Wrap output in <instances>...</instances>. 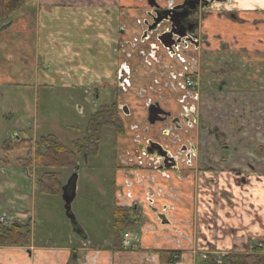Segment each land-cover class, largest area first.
Listing matches in <instances>:
<instances>
[{
	"label": "crops",
	"instance_id": "crops-1",
	"mask_svg": "<svg viewBox=\"0 0 264 264\" xmlns=\"http://www.w3.org/2000/svg\"><path fill=\"white\" fill-rule=\"evenodd\" d=\"M2 4L3 0H0V11ZM141 4L143 5V2L140 0H26L24 7L12 15L11 25L0 31V99L5 96L12 97L16 95L15 92L37 97L45 87L68 89L72 93V90L76 89L77 93L74 94L78 95L81 88L101 87L103 81L109 82L118 60L111 52L112 43L117 40V29L112 28L110 22L119 13L123 14L126 20L127 15L135 18ZM202 25V30L212 43V50L216 49L220 42H226L228 49L233 50L235 58L243 60L241 74H235L234 84L230 82L228 91L219 92L217 95L220 103L216 101L218 104L211 103L205 106V109L206 112L212 109L220 112L222 117H230L227 128L228 145L223 149L230 151L228 164L232 167H243L241 177L244 178L232 172L218 171L217 165L221 167V162L216 167L205 163V160L211 159L218 163L221 159L219 153L208 152L202 157L195 155L191 158L192 164L197 158L200 166L207 165L200 170L202 176L195 179L196 188H190L189 185L191 181L195 182L192 179L194 175H190L191 178L188 177V171L184 172L185 168H191L193 165L181 159L179 165L183 164L180 168L183 170L176 172L173 167L167 166L164 171L171 175L170 180L159 177L155 188L126 185L121 197L130 205L136 200L144 204V222L149 221L157 226L159 217L168 216L170 220L166 223L174 224L175 230L183 240V246L176 248L177 246L172 244V237L158 236L155 227L142 234L141 242L133 251L127 253L133 257H145L150 254L155 259L152 264H202L209 255L221 258L229 253H247L251 246L264 241V0L216 2L208 10ZM244 28L247 33L241 36L236 30ZM86 34L89 36H85ZM91 34L96 38L92 44V40L84 39H93ZM99 42L103 43V47L98 45ZM98 61L103 65L101 71L96 72L94 76L77 67L86 62ZM227 77L229 81L234 79L231 75ZM223 101H227V104H222ZM21 104L27 105V99L21 100ZM33 104L37 107L35 99ZM174 105L173 102L172 107ZM4 110L3 104V110L0 112ZM235 113L242 114L237 116ZM217 117L219 116L216 114L215 118ZM4 123L2 120L1 126ZM158 127L155 125L150 132L153 133ZM5 128H8L6 123L2 127L0 144L6 139ZM135 131L125 130L127 137L121 138L124 147H134L131 138ZM203 133H200V138L197 134L194 140L201 142L202 151H207ZM122 173L119 171V182L125 180L127 183L129 180ZM220 174L226 175L233 183L228 186L222 183L219 180ZM29 184L30 181L26 186ZM24 185L25 182L19 176L0 170L1 199L10 203L15 196L16 201L13 202L19 206H30L27 194L17 190L18 186L23 188ZM224 185L225 188H222ZM158 186L162 188H157ZM169 186H175L178 200L161 195L155 196L154 199L148 198L150 191H167ZM148 201L153 206L148 205ZM42 202L47 203L45 198ZM4 206L5 203L0 202V208L4 209ZM46 209L47 205H42L40 210ZM29 215L31 212L22 210L17 214L22 218H28ZM40 220V233L44 235V239L47 234L55 237L57 229L50 223L46 224L44 213ZM32 223L36 232L38 225ZM187 226H190V232L187 231ZM74 235H78L79 239ZM83 235L84 237L72 233L70 243L66 247L61 245L57 248L45 247L46 242L42 239L43 247H40L38 258L32 261L27 259V263L67 264L72 251L75 256L83 254L81 261L79 260L80 264L85 261L86 264H113L108 260L100 262V258L107 251H113L116 257L123 253L114 247L104 251L103 246L94 247L97 244L87 238L84 230ZM86 240L90 241V245H85ZM163 244H166L167 250L161 251ZM168 252L179 259L175 263L168 262ZM163 254L167 255L163 257Z\"/></svg>",
	"mask_w": 264,
	"mask_h": 264
},
{
	"label": "flooded vegetation",
	"instance_id": "flooded-vegetation-1",
	"mask_svg": "<svg viewBox=\"0 0 264 264\" xmlns=\"http://www.w3.org/2000/svg\"><path fill=\"white\" fill-rule=\"evenodd\" d=\"M140 1L143 5L141 4L137 16L130 18L127 15L130 22L120 13L110 22L111 27L117 29V40L112 43L111 52L119 62L117 60V66L109 82L103 81L101 87L81 88L78 95L68 89L63 91L60 88L45 87L37 97L33 96L32 101L27 96L29 98L27 105L23 104L24 108L25 106L31 108L28 103L33 105L32 111L25 109L28 113H38L43 106L49 110L58 109L78 115L84 121L83 123L78 121L80 137L72 140L70 144L60 140L54 133L34 137L25 117H21V113L20 117L17 116L20 106L14 103L8 105L10 111H3L0 115L3 120L8 119L11 122L9 130L6 131V139L2 143L4 156H0V170L19 176L25 185L23 188L18 186L17 190L27 194L28 203L30 200V206L28 204L27 207H21L13 202L16 201L15 196L10 203L0 197V202L5 203L4 209L0 208V226L6 230L3 236L0 235V239L19 241L23 240L24 235H28L29 238L28 243H0V264H29L27 259L32 261L38 258L40 247H43L44 235L40 233L41 220L37 218L36 212L38 214L41 206L46 205L42 201L45 198L47 202L49 196L61 201L68 228H74L84 237L72 210L80 178V162L85 159L83 168L87 170L89 160L100 152L102 140L107 135L109 137V134L115 139L111 150L117 159L115 179L110 190L113 204L115 208L128 207L129 218L137 222V226L141 223L148 224L149 221L144 222L146 219L144 204L139 200L132 202L131 205L124 201L121 197L123 188L126 185L155 188L159 177L169 181L171 175L164 171L165 168L179 165L180 159L187 162L185 156L192 151L190 145L183 142L184 137L181 140L176 131L183 129L187 132L194 123L198 128L205 130L207 127L202 118L206 112L205 106L216 102L219 92L228 91L230 82L234 84L235 74H241L243 60L235 58L233 50L228 49L226 42H220L218 47L212 50V43L202 30V23L208 10L214 3H224L225 0ZM155 3L160 7L152 5ZM174 6L178 7L174 9ZM163 17L169 21L164 20L161 23L159 19ZM226 51L228 52L222 54ZM230 75L234 79L229 81L227 76ZM220 76L222 78H219ZM18 95L21 104V100L25 99ZM34 99L37 101V107L33 104ZM51 101L59 104H51ZM173 102L176 107L175 105L172 107ZM140 112L142 113L139 114ZM193 114L197 115L195 120H191ZM155 125L159 127L151 133ZM173 126L178 129H174ZM127 129L136 130L131 138L133 148L122 145L121 138L127 137L125 133ZM215 131L212 128L209 132L214 135ZM47 135H52L57 145L62 144L68 150L67 155L60 158L59 162L53 160V163H56L50 169L53 188H45L43 177L47 170L38 165L34 157L36 151L32 153L29 151L30 144L33 147L40 145V139ZM21 150L24 151L23 155L16 154ZM177 151L182 154L175 158ZM7 154L9 156L13 154L15 163L7 159ZM119 171L127 176L128 184L125 180L119 182ZM28 181L30 187L26 186ZM67 188V195L73 194V199L69 203L65 194ZM160 194L161 190L150 191L148 198L154 199ZM148 205L153 206L149 201ZM20 210L31 212V215L28 218L17 216ZM158 219L163 223L170 220L163 215ZM32 222L38 225L36 232ZM71 229L66 233V242L70 241ZM110 230L114 235L101 243V246L106 244L114 247L118 232L114 226L110 227ZM44 240L45 247L60 246L49 234ZM105 248L107 247H104L103 251ZM121 249L125 250L122 246ZM113 254V251L107 252L103 255L104 260L110 259L109 256ZM71 255L72 251L70 257ZM82 257L83 254H78L70 264H80L79 260L81 261ZM148 257L152 262L155 261L150 254L145 255V259Z\"/></svg>",
	"mask_w": 264,
	"mask_h": 264
},
{
	"label": "rangeland",
	"instance_id": "rangeland-1",
	"mask_svg": "<svg viewBox=\"0 0 264 264\" xmlns=\"http://www.w3.org/2000/svg\"><path fill=\"white\" fill-rule=\"evenodd\" d=\"M238 33L242 36L243 33H247V30L244 28L242 30L238 29L236 30ZM85 36H89L86 34ZM93 39L91 38H84L86 41L92 40V42L96 39L94 37V34L90 35ZM84 37V36H83ZM82 37V38H83ZM88 43V42H87ZM99 42L98 45L103 47V43ZM79 46H75V48H78ZM81 50L83 48H80ZM81 59H83V56H81ZM79 58L76 60L78 62ZM85 61V60H84ZM101 63L98 61L97 63L93 62H86L85 64H80L77 67L83 69L84 71L91 73L92 76L95 75L96 72L101 71ZM205 72V70H204ZM12 91H18L17 89H11ZM65 89H63L64 91ZM22 91V90H19ZM74 93H77L76 89L72 90ZM34 94V92L32 91ZM16 94V92H15ZM18 94H20L18 92ZM16 94L17 96H12L8 97L5 96L2 99H0V110H3V104L5 106L4 112L10 111V108L8 105L11 103H14L16 105L20 106V111H18L17 116L21 113V117H25L26 123H28L31 127L32 134L35 136H42L46 133H54L56 136L59 137L60 140L65 142L66 144H70L72 140H76L78 137H80L81 133L78 131V128L80 127L79 122H84L78 115L76 114H70L69 112H63L58 109H52L49 110L46 107H41L38 113H28L26 110L33 108V105L28 103L31 108H28L25 106L23 107L22 104H20L19 99L20 96ZM220 94V93H219ZM23 99H29L30 101L33 100V96L31 94L27 93V96L21 95ZM221 96V95H219ZM221 98V97H220ZM67 99L70 100V98L67 96ZM210 100H212L210 98ZM220 103V99L217 100ZM228 101V100H227ZM227 101L221 102L222 104L226 105ZM230 101V100H229ZM58 103L56 101H51V104ZM59 104V103H58ZM214 104H218L217 102H214ZM223 105V106H224ZM243 105V102L241 103V106ZM232 106L230 102V107ZM26 109V110H25ZM46 110V111H44ZM219 110V109H218ZM74 111V108L73 110ZM218 111H213L210 109L207 112H204L202 115V118L205 121V126L207 127L205 130L198 128L197 124H193L191 128L185 132V130H180L176 131L181 137H184L183 142H186V144H193L195 146V153L192 151V154L196 155V150H197V157H202L204 156V153L206 155L209 153H218L220 151V156L221 159L218 160V163L214 161V159L211 161L205 160V163L216 167L217 164H222L217 165L218 171L222 172H232L234 175L241 177V173L243 170V167L241 166L240 168L238 167H232L230 164H228V156L230 154V151L223 149L224 147H227L228 145V137H227V128L229 124L230 117L227 115L226 117H222L221 113H217ZM232 114V111H230ZM27 113V114H26ZM2 114V112H0ZM200 114V113H199ZM218 115L219 117L215 118V115ZM237 116H240L242 113H235ZM196 114L191 115V120L196 119ZM201 116V115H200ZM20 117V116H19ZM242 118V116L240 117ZM49 119V120H48ZM3 118L0 116V143H1V132H2V127L5 123H8V128H5L4 130L8 131L10 127V120L6 119L5 123L1 126ZM48 120V121H46ZM84 125V124H82ZM190 127V126H189ZM209 128V130H208ZM215 129V134H211L209 131L210 129ZM197 129V130H196ZM195 130L197 133L194 135ZM204 132V146H206L207 151H202L201 150V142L195 141L194 139L196 138L197 134L198 137L200 138V133ZM175 133V134H176ZM6 135V134H5ZM174 137V136H173ZM194 140L191 143V140ZM198 140V138H197ZM115 142V139H113L112 134H109L103 138L102 143H101V150L100 152H97L94 154V156L89 160V168L85 170L83 168V163H85V159H83L80 162L81 165V170H80V178H79V183H78V188H76V198L74 199L73 205H72V210L73 213L75 214V219L79 223L80 227L84 230L86 236L90 241H92L94 244V247L101 246V243H104L108 238H111L112 235H114L113 231L110 230V227H113V222H114V210L115 206L113 204L111 195H110V190L111 188V183H113L115 179V170H116V164H117V159L115 157L114 152L111 150L113 144ZM223 149V150H222ZM24 151L21 150L20 152H16V154L23 155ZM213 154V156H215ZM193 155V156H194ZM0 156L3 157L4 153L2 151V144H0ZM212 156V158H213ZM215 158V157H214ZM7 159L14 162L13 154L9 156L7 154ZM206 159V158H205ZM193 166H190L191 168L187 167L185 168L184 172H187L189 174L188 177H191L190 175H194V178L196 179L200 176H202L200 170L203 166H200V161H192ZM183 166L179 165L181 168ZM206 164L204 165L203 168H206ZM209 167V166H208ZM202 168V169H203ZM242 168V169H241ZM225 169V170H224ZM227 169V170H226ZM183 170V169H180ZM193 172V173H191ZM227 174V173H225ZM178 175H180L178 173ZM221 177L219 180L222 181V183H225V185H231V180H228L226 175L220 174ZM187 177V175H186ZM189 180V179H188ZM189 182V181H188ZM240 182H236L237 184ZM216 183V182H215ZM190 188H196V180L195 182H190L189 183ZM225 185L222 188H225ZM175 186L173 188H169L167 191L166 189L161 190V197L166 196V198H170L171 200L175 199L178 200L177 192L175 191ZM86 189V191H85ZM90 191V194L88 192ZM162 201V199H160ZM147 203V202H146ZM46 205L48 206V209L46 211L39 210L37 214V218L40 219L43 213L46 215V218L48 221L46 222L47 225L49 223L57 229V232L55 233L56 236L54 239L58 241V245H66L69 244L70 242L67 240L66 242V233L68 231V226L66 225V215L65 212L63 211V205L58 198H55L54 196H49ZM119 205V204H118ZM168 217V216H166ZM141 223L139 226L135 225H130L124 230L122 229V233L125 231H133V232H138L141 236L142 239V234L150 232V230H153L154 227L157 228L158 236L160 235H165V236H170L172 237V244L178 246H183L182 243V237L180 233L178 234V231L175 230L174 224L170 223H163L161 220H159V223L157 226H154L153 224H144ZM187 231L190 232V226H187ZM180 231V230H179ZM70 233H77L81 235L78 231L71 229ZM157 234V233H156ZM75 238L79 239L78 235H74ZM90 241L86 240L85 245H90ZM141 242V241H140ZM166 244L161 245L160 249L161 251L167 250L165 248ZM104 247H107V249L110 248V246H107L105 244ZM106 249V248H105ZM106 249V250H107ZM118 251L121 250L123 253H119L118 256H115V253L113 256H109L111 259V263L113 264H152V259L148 257V259H145V257L141 255H137L135 257H132V255L128 254L127 252L133 251L134 249L128 248L125 251L119 247L117 249ZM108 252V251H107ZM106 252V253H107ZM109 253V252H108ZM111 254V253H110ZM108 259V260H110ZM104 258H100V262H103ZM88 262V260H87ZM82 264V263H81ZM86 264V261L84 262Z\"/></svg>",
	"mask_w": 264,
	"mask_h": 264
},
{
	"label": "trees",
	"instance_id": "trees-1",
	"mask_svg": "<svg viewBox=\"0 0 264 264\" xmlns=\"http://www.w3.org/2000/svg\"><path fill=\"white\" fill-rule=\"evenodd\" d=\"M25 5V0H3L2 9L0 11V31L7 29L11 25V16L21 9ZM41 144L33 147L32 144L29 145L30 153L32 151H36L34 153V157L37 159V163L39 166L43 167V170H47V173L43 177V182L45 184V188H53L51 183L52 174H50V169L56 163L59 162L60 158L65 157L67 155L68 150L62 144L57 145L55 140L53 139L52 135L44 136L40 139ZM42 145V146H41ZM49 169V170H48ZM114 222L113 226L115 227L116 231L118 232L116 239L114 240L113 246L115 248H119L122 246L121 243V236H122V229L130 226V225H137V222H134L131 218H129V208L128 207H121L118 206L114 210ZM29 232V231H28ZM6 230L1 228L0 226V235H4ZM23 240L19 241H7L4 239H0V243H28L29 238L28 235H24ZM169 258L166 260L170 263H175L176 260L179 258H174V254L168 252ZM167 254H163V257ZM71 260L69 263L74 260L75 254L72 253ZM202 264H264V255L256 254V253H229L221 258H217L216 256L209 255L203 261Z\"/></svg>",
	"mask_w": 264,
	"mask_h": 264
},
{
	"label": "built area",
	"instance_id": "built-area-1",
	"mask_svg": "<svg viewBox=\"0 0 264 264\" xmlns=\"http://www.w3.org/2000/svg\"><path fill=\"white\" fill-rule=\"evenodd\" d=\"M141 241V236L138 232L125 231L121 236L122 247L126 250L128 248H135ZM250 253H256L264 255V242H258L251 246Z\"/></svg>",
	"mask_w": 264,
	"mask_h": 264
},
{
	"label": "water",
	"instance_id": "water-1",
	"mask_svg": "<svg viewBox=\"0 0 264 264\" xmlns=\"http://www.w3.org/2000/svg\"><path fill=\"white\" fill-rule=\"evenodd\" d=\"M167 1H169V0H167ZM153 6H156V7H160V5L159 4H157V3H155V4H152ZM212 6V5H211ZM210 6V7H211ZM178 6H174L173 8L174 9H176ZM186 15V14H185ZM160 21H161V23H163L162 21H166V22H168L169 20H168V18H166V17H163V18H161V19H159ZM157 30H158V28H157ZM156 30V31H157ZM159 31H160V28H159ZM157 38H159L160 39V37L158 36ZM181 116H183V114L181 115ZM179 117H177V119H178ZM185 124H186V122H185ZM173 128L174 129H178L177 127H174L173 126ZM179 137H181L180 135H179ZM181 140H182V137H181ZM190 147H191V149H192V151L193 150H195V146L193 145V144H191L190 145ZM192 151L191 152H189V154H187L185 157L187 158V164H191V162H189V160L192 158V156L194 155V153H195V151H194V153L192 154ZM219 154H220V152H218ZM172 154L173 155H175L173 152H172ZM180 154H182V152L180 153V152H178L177 151V156H175V158H178V156L180 155ZM196 155H197V150H196ZM195 156V155H194ZM186 161V160H185ZM178 163V162H177ZM173 170H175L176 172H180V167H179V165L177 164V166H173ZM244 181V180H243ZM74 189L75 188H73L72 189V191L74 192ZM66 192H65V194H66V196H68V198H66V201L69 203L70 201H72V199H73V194H72V196H69V195H67V191H68V188H67V190H65Z\"/></svg>",
	"mask_w": 264,
	"mask_h": 264
}]
</instances>
